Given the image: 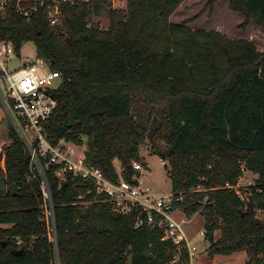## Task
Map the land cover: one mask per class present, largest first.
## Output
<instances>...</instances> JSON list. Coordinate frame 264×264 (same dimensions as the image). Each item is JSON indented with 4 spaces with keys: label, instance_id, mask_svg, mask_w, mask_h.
I'll return each instance as SVG.
<instances>
[{
    "label": "trees",
    "instance_id": "1",
    "mask_svg": "<svg viewBox=\"0 0 264 264\" xmlns=\"http://www.w3.org/2000/svg\"><path fill=\"white\" fill-rule=\"evenodd\" d=\"M183 1L126 0V11L109 8L105 31L92 17L106 0L62 5L57 26L49 25L45 5L28 19L10 5L0 15V40L17 55L33 43L36 57L60 74L58 106L44 126L51 145L85 143L86 163L113 181L114 161L126 180L135 175L133 163L144 167L139 148L150 140L169 163L173 209L204 218L207 256L243 252L245 264H264V222L255 212L264 211V51L251 41L170 22ZM229 9L242 14V26L253 21L264 31V0H230ZM8 138L0 156L6 185L0 191V264H50L40 182L12 127ZM158 143L168 147L166 154ZM56 168L46 176L61 264L170 260L173 246L162 240L161 229H134V218L113 213L89 180L68 175L59 193ZM243 171L257 176L247 202L224 188L237 185Z\"/></svg>",
    "mask_w": 264,
    "mask_h": 264
},
{
    "label": "built area",
    "instance_id": "2",
    "mask_svg": "<svg viewBox=\"0 0 264 264\" xmlns=\"http://www.w3.org/2000/svg\"><path fill=\"white\" fill-rule=\"evenodd\" d=\"M115 1L120 2V0H111L114 10L126 11V0H121L123 2L117 5L114 4ZM78 2L86 4L89 0H0V15L5 13L8 6L13 5L23 17L28 19L39 7L45 5L49 25L57 26L61 23V6ZM14 56L16 52L13 45L0 40V85L4 89V93L0 90V105L29 155L31 174L33 177L38 176L40 182L42 196L40 222L47 232L51 246L50 264H61L52 191L46 176L50 166H57L53 174L59 184L63 183L68 175L89 180L94 186L95 193L105 197L113 213L134 218V229L152 226L161 229L162 240L171 242L173 246L171 258L165 264H202L197 247L184 232L185 221L174 217V213L179 210L173 209L172 195L155 197L152 188L139 178L143 170L140 163H133L135 175L130 180L123 177V170L120 168L115 169L116 178L112 181L100 170L88 165L84 154L77 160L72 159L74 148L81 146L65 140H60L56 145L48 142L44 126L58 106L54 92L59 87L60 74L52 70L46 61L37 57L24 67L9 71L6 64ZM68 144L72 146L67 147ZM2 168L4 171L5 168ZM236 187L237 185L230 186L228 183L224 185V188L233 191L241 201L247 202ZM196 191L206 190L198 187ZM249 195V192L245 194L246 199ZM255 212L264 213L260 209ZM257 218L264 222L262 218Z\"/></svg>",
    "mask_w": 264,
    "mask_h": 264
},
{
    "label": "rangeland",
    "instance_id": "3",
    "mask_svg": "<svg viewBox=\"0 0 264 264\" xmlns=\"http://www.w3.org/2000/svg\"><path fill=\"white\" fill-rule=\"evenodd\" d=\"M210 0H187L185 4L172 16L170 22L180 23L186 21V26L192 30H206V31H220L223 35L231 39H244L251 41L259 52L264 51V31L258 28L253 21L243 25L244 17L240 13H235L229 9L230 0H217L213 4H209ZM115 1L114 4L122 3ZM109 8L111 10V0H106V5L92 17L93 23H97L101 30H108L110 26ZM36 50L33 43L28 42L22 45L19 55L16 54L7 64L9 71L24 67L27 63L34 61ZM0 90L4 93L3 87L0 85ZM0 125V156L2 154V145H8V130L13 127L7 116ZM86 141V138L84 139ZM72 146L68 144L67 147ZM159 150L164 154L167 153L168 147L163 143H158ZM74 155L72 159L77 160L86 151V146L82 145L79 148H74ZM139 157L143 159L144 167L141 171L140 177L144 184L151 187L153 194L157 198L165 195L170 196L171 181L169 178V163L166 159H161L159 155L152 150V143L146 139L139 148ZM3 157L0 160V169L3 170ZM114 168L120 169L121 165L118 161H114ZM257 176L249 171H243L241 178H239L236 189L239 191L241 197L246 201L245 194L249 192L252 187H255ZM2 181V180H1ZM6 189V187H5ZM180 211V210H179ZM174 213V217L178 220L183 219V229L191 242L198 249V256L201 258L202 264H245L248 257L245 253H236L229 256H216L210 259L206 256V252L210 246V241L204 238V218L199 213L187 218L180 211ZM256 216L264 220V213ZM219 233H215L217 238ZM205 253V255H204ZM125 264H130V257L126 259Z\"/></svg>",
    "mask_w": 264,
    "mask_h": 264
},
{
    "label": "crops",
    "instance_id": "4",
    "mask_svg": "<svg viewBox=\"0 0 264 264\" xmlns=\"http://www.w3.org/2000/svg\"><path fill=\"white\" fill-rule=\"evenodd\" d=\"M187 2V0H184L181 4H180V6L176 9V11L170 16V20H171V18H172V16L183 6V4H185ZM217 32H220V31H217ZM221 33V32H220ZM25 44V43H24ZM34 45V44H33ZM34 48H35V46H34ZM36 50V49H35ZM36 57V56H35ZM6 115H5V113H4V111H3V108H2V106L0 105V125H1V123L3 122V120L5 119L4 117H5ZM2 145V147L4 146V145H6V143H3V144H1ZM84 146H85V143L83 144Z\"/></svg>",
    "mask_w": 264,
    "mask_h": 264
},
{
    "label": "water",
    "instance_id": "5",
    "mask_svg": "<svg viewBox=\"0 0 264 264\" xmlns=\"http://www.w3.org/2000/svg\"><path fill=\"white\" fill-rule=\"evenodd\" d=\"M5 187H6V185H5L4 181H0V191L4 192L5 191ZM63 187H64V183H61L60 186H59V189H58L59 193L62 191ZM14 252L16 254H20L22 252V250H16Z\"/></svg>",
    "mask_w": 264,
    "mask_h": 264
}]
</instances>
